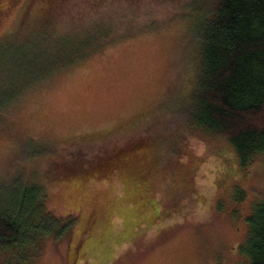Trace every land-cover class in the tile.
I'll use <instances>...</instances> for the list:
<instances>
[{"label":"rangeland","instance_id":"obj_1","mask_svg":"<svg viewBox=\"0 0 264 264\" xmlns=\"http://www.w3.org/2000/svg\"><path fill=\"white\" fill-rule=\"evenodd\" d=\"M193 1L0 0V86H17L0 103V182L40 184L74 219L33 264H244L264 154L242 170L188 121L206 16Z\"/></svg>","mask_w":264,"mask_h":264},{"label":"trees","instance_id":"obj_2","mask_svg":"<svg viewBox=\"0 0 264 264\" xmlns=\"http://www.w3.org/2000/svg\"><path fill=\"white\" fill-rule=\"evenodd\" d=\"M185 10L206 12L200 24L199 72L188 121L224 139L239 168L246 170L264 154V0H195ZM3 65L0 76L13 70L6 62ZM16 74L23 72L10 77ZM16 89L11 85L13 92L6 93L0 86V103L10 101ZM151 136L119 149L118 155L146 146L144 140ZM154 152L138 154L155 165ZM243 198L238 189L236 200ZM73 222L72 217L61 219L50 211L42 185L21 178L0 182V264H33L40 241L66 236ZM247 227L238 251L244 264H264V199L253 206Z\"/></svg>","mask_w":264,"mask_h":264}]
</instances>
